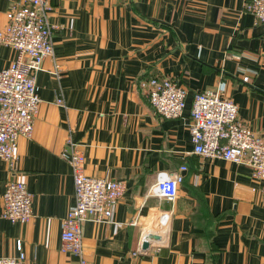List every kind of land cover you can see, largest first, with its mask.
Here are the masks:
<instances>
[{"label":"crops","instance_id":"obj_1","mask_svg":"<svg viewBox=\"0 0 264 264\" xmlns=\"http://www.w3.org/2000/svg\"><path fill=\"white\" fill-rule=\"evenodd\" d=\"M48 2L53 57L36 75L33 131L17 139L12 165L0 162V257L17 256L21 241L24 264H78L61 251V222L74 201L62 156L70 139L87 176L125 183L110 223L82 226L88 264H264V182L246 166L194 154L189 132L193 95L220 89L264 139V25L246 11L249 0ZM21 3L0 0V30ZM14 58L0 46V70ZM154 76L186 89L178 119L153 114L141 83ZM181 167L176 199H161L157 182ZM9 182L32 194L25 224L1 218ZM157 228L164 242L139 250Z\"/></svg>","mask_w":264,"mask_h":264},{"label":"built area","instance_id":"obj_2","mask_svg":"<svg viewBox=\"0 0 264 264\" xmlns=\"http://www.w3.org/2000/svg\"><path fill=\"white\" fill-rule=\"evenodd\" d=\"M48 0H22L12 5L6 14V26L0 30V46L15 51L14 60L0 70V162L12 165L19 137H30L38 113L40 99L36 75L44 59L53 57V29L48 23ZM246 11L256 24L264 25V0H249ZM59 67L55 65V74ZM243 83H249L247 76ZM153 114L163 119H178L186 105L187 91L176 80L151 77L141 83ZM189 132L193 152L208 159H221L243 165L251 170L254 180L264 182V139L255 135L239 118L238 107L220 96V89L193 95ZM62 156L70 166L74 201L61 222V251L78 258V264H88L83 256L81 229L85 222L110 223L117 203L123 198L125 183L120 180L89 177L84 173L85 157L70 139ZM157 182L158 196L166 201L177 197L180 172ZM264 203V189L262 191ZM1 218L12 224H25L32 216V194L21 182L7 183L1 196ZM169 215L165 214L164 218ZM141 237L143 244L162 242ZM15 257H0V264H24L21 241L16 243Z\"/></svg>","mask_w":264,"mask_h":264},{"label":"bare ground","instance_id":"obj_3","mask_svg":"<svg viewBox=\"0 0 264 264\" xmlns=\"http://www.w3.org/2000/svg\"><path fill=\"white\" fill-rule=\"evenodd\" d=\"M146 234H148V235H146V238L148 240H152L155 242H162L163 241L162 233L160 232V230L158 228L152 232H147Z\"/></svg>","mask_w":264,"mask_h":264},{"label":"water","instance_id":"obj_4","mask_svg":"<svg viewBox=\"0 0 264 264\" xmlns=\"http://www.w3.org/2000/svg\"><path fill=\"white\" fill-rule=\"evenodd\" d=\"M149 247H150L149 244L145 242V243L143 244V246H142V249H143L144 251H146Z\"/></svg>","mask_w":264,"mask_h":264}]
</instances>
